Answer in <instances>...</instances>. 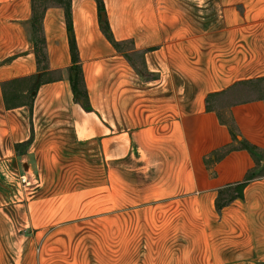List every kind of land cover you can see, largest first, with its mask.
Returning a JSON list of instances; mask_svg holds the SVG:
<instances>
[{
	"label": "crops",
	"instance_id": "0c3cea01",
	"mask_svg": "<svg viewBox=\"0 0 264 264\" xmlns=\"http://www.w3.org/2000/svg\"><path fill=\"white\" fill-rule=\"evenodd\" d=\"M71 2L91 112L75 101L60 5L43 21L52 80L33 111L6 108L4 84L44 71L32 0H0V172L18 163L70 172L71 159L94 163L98 150L117 164L122 207L23 215V228H0V264H255L264 177L221 212L216 203L256 168L239 143L264 154V0H104L115 41L130 51L104 35L96 0Z\"/></svg>",
	"mask_w": 264,
	"mask_h": 264
},
{
	"label": "rangeland",
	"instance_id": "374dc122",
	"mask_svg": "<svg viewBox=\"0 0 264 264\" xmlns=\"http://www.w3.org/2000/svg\"><path fill=\"white\" fill-rule=\"evenodd\" d=\"M104 18L108 19L107 11ZM119 49L130 51L131 46L123 44ZM132 63H135L133 59ZM95 154L94 163L82 164L76 162V159H71L72 164L65 165L72 168L70 172L29 173L23 168L22 163L0 172V228H23L24 223L21 219L23 215H32L34 218V215L42 213L120 211L122 206L117 202L119 197L117 164L109 165L98 150ZM129 181L128 177V188ZM129 192L135 193L133 189H128ZM67 197L91 198L94 201L90 200L88 202L92 203L87 204H76L74 201L72 203L63 201L61 204L58 201ZM108 199L111 201H107ZM133 208L134 206H128V211ZM38 224V221H32L29 227L25 226L31 230L38 227ZM255 264H264V257L256 258Z\"/></svg>",
	"mask_w": 264,
	"mask_h": 264
},
{
	"label": "trees",
	"instance_id": "16d2710c",
	"mask_svg": "<svg viewBox=\"0 0 264 264\" xmlns=\"http://www.w3.org/2000/svg\"><path fill=\"white\" fill-rule=\"evenodd\" d=\"M72 0H32L33 5V18H32V29L35 42V50L38 58V64L40 69L44 72L40 75H35L30 78L18 79L10 81L3 85V94L5 99L6 108L8 110L16 109L21 106H28L33 111L35 98L39 91V88L52 80L50 73H48V67L46 65L47 57L45 54V37L43 30V21L47 9L51 5H60L66 11L68 31L70 33V45L71 53L74 65L70 68V81L72 84V89L75 95L76 103L80 104L86 111L91 112L92 108L90 105L89 93L87 91L84 75L81 67L79 50L77 42L74 37L73 28V17H72ZM100 13V25L104 35L108 40L119 49V43L115 41L110 23L108 19L104 18L102 14L106 13V7L103 0H96ZM234 140L237 141V136L234 134ZM31 143V141H30ZM28 143V144H30ZM19 148V147H18ZM239 148L242 150H247L253 156L256 162V168L248 173L245 182L227 188L220 191L219 197L217 199V210L221 212L225 207L230 205L233 201L237 199L244 198V190L247 185L258 178L264 177V154L255 146L251 145L247 141H242L239 143ZM235 148L231 147L226 149L223 154L216 153L217 159H221L228 152L233 151ZM209 164V162H208Z\"/></svg>",
	"mask_w": 264,
	"mask_h": 264
},
{
	"label": "water",
	"instance_id": "95a60500",
	"mask_svg": "<svg viewBox=\"0 0 264 264\" xmlns=\"http://www.w3.org/2000/svg\"><path fill=\"white\" fill-rule=\"evenodd\" d=\"M103 17H105V14H102Z\"/></svg>",
	"mask_w": 264,
	"mask_h": 264
},
{
	"label": "built area",
	"instance_id": "2783aa9c",
	"mask_svg": "<svg viewBox=\"0 0 264 264\" xmlns=\"http://www.w3.org/2000/svg\"><path fill=\"white\" fill-rule=\"evenodd\" d=\"M24 181L26 182V179H24Z\"/></svg>",
	"mask_w": 264,
	"mask_h": 264
}]
</instances>
